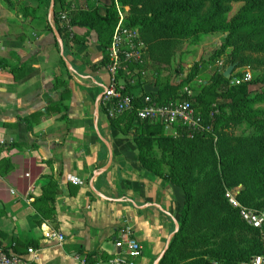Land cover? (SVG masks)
I'll return each instance as SVG.
<instances>
[{"label": "crops", "instance_id": "0c3cea01", "mask_svg": "<svg viewBox=\"0 0 264 264\" xmlns=\"http://www.w3.org/2000/svg\"><path fill=\"white\" fill-rule=\"evenodd\" d=\"M37 7L0 0V61L22 68L19 80L0 69V241L34 248L35 264H82L87 255L108 264L120 253L115 243L128 222L143 249L136 264H158L180 224L184 193L145 172L134 134H122L106 116L101 98L109 75L97 34L73 26L70 40L60 22L61 33L53 25L49 32ZM141 84L144 92L158 91ZM50 177L58 193L54 215L44 218L34 202ZM43 226L63 234L62 246L45 241Z\"/></svg>", "mask_w": 264, "mask_h": 264}, {"label": "trees", "instance_id": "16d2710c", "mask_svg": "<svg viewBox=\"0 0 264 264\" xmlns=\"http://www.w3.org/2000/svg\"><path fill=\"white\" fill-rule=\"evenodd\" d=\"M34 1L38 6L44 3V0ZM104 1L107 2L105 14L94 9L73 16L71 11L70 18L73 26L97 34L106 64L118 16L113 0ZM120 2L123 7L130 8L125 14V25L137 29L147 47L146 63L142 66L148 62L166 66L187 37L221 32L227 37L215 54L217 59L230 51L227 59L230 66L236 65L238 69L255 64L264 68V59L250 56L264 55V0ZM58 3L62 0H56ZM234 4L241 6L232 15ZM54 20L58 25L59 13L54 14ZM58 30L61 33V28ZM0 69H9L15 80L21 79L22 68H12L7 62L0 61ZM201 73L199 65H195L181 84L166 85L156 93L144 92L141 83L133 85L127 80L126 93L137 106L145 97L159 105L188 101L209 124L211 106L224 97L226 103L219 107L220 115L213 120L215 135L208 133L190 138L180 130L179 136L175 137L167 134L161 124L138 120L135 113L110 119L111 125L122 134H134L142 169L184 193L180 229L160 264H240L264 255L259 231L248 227L225 197L226 190L240 188L237 198L242 206L257 211L264 209V119H258L253 101L245 98L251 82L233 86L231 80L224 78V73L202 85L196 95L188 98L183 88ZM256 82L264 86V75ZM243 124H247L252 132L234 135V130ZM16 147L14 144L1 148L10 151ZM3 163L6 170H10L8 163ZM57 193V182L50 177L43 195L34 202L44 218L54 215ZM12 244L4 246L0 241V247L6 249ZM28 248L27 244L17 242L15 252L22 254ZM86 258L92 260L90 255Z\"/></svg>", "mask_w": 264, "mask_h": 264}, {"label": "built area", "instance_id": "2783aa9c", "mask_svg": "<svg viewBox=\"0 0 264 264\" xmlns=\"http://www.w3.org/2000/svg\"><path fill=\"white\" fill-rule=\"evenodd\" d=\"M114 3L118 23L107 51L105 70L109 75V83L101 98V105L106 116L109 119H115L127 113H135L140 121L161 124L167 130L175 131L173 134L175 137L179 136L180 130L185 131V135L190 138L211 133L210 124L188 101L159 105L152 102L151 98L145 97L142 104L137 106L134 99L126 93V86L121 80L120 73L126 70L127 65H144L147 47L141 39L139 31L125 25L124 10L127 11L128 7H123L117 0ZM59 22L69 39L72 40L74 28L70 11L60 13ZM251 80V74L247 73L242 79H231V85L249 83ZM184 93L188 98L193 97V93L187 89ZM69 181L75 185L80 184V181L75 178H70ZM11 194L15 195V192L11 191ZM226 198L232 208L238 210L241 220L248 227L259 231L264 247V209L259 211L248 209L240 204L237 195L230 192L227 193ZM43 237L46 242H56L58 246H62L65 241L63 234L46 226H43ZM115 246L120 250V253L108 264H136L143 253L142 246L133 238L132 227L128 222L124 223ZM15 248L16 244H12V247L7 249L0 247V264H35L38 261V253L34 248L30 247L22 254L15 252ZM82 264H102V262L89 261L85 257L82 259ZM240 264H264V255L255 256L248 262Z\"/></svg>", "mask_w": 264, "mask_h": 264}, {"label": "rangeland", "instance_id": "374dc122", "mask_svg": "<svg viewBox=\"0 0 264 264\" xmlns=\"http://www.w3.org/2000/svg\"><path fill=\"white\" fill-rule=\"evenodd\" d=\"M3 2H20V0H1ZM25 2H34V0H23ZM115 0H113L114 2ZM55 5L52 11L53 16L52 20H49V16L51 14V5L52 0H44V3L40 6L37 4V8H41L43 20L45 22V27L47 31L52 32V25L56 28H59L58 25L53 23V17L56 12L59 11H70L73 10V16L81 12H89L90 10H96L101 14H105L106 7L103 5L101 0H62V3L56 4V0H54ZM120 3V0H117ZM115 6V3H114ZM241 6V4L233 5L232 15L237 11V9ZM115 9V8H114ZM130 8L126 11L124 10V15L129 13ZM126 20V18H125ZM76 28V26H74ZM77 36V34H76ZM227 35L221 32L216 33H199L195 36L187 37L184 40L182 46L178 49L175 55L172 57L170 64L164 66H157L148 62L145 66H136V65H127L126 70L122 71L121 78L125 81L138 78L139 83H144L145 85L149 84L153 88L160 90L164 88L166 85H177L181 84L182 81L188 77L190 70L195 66L199 65L202 73L200 76L194 80L193 82L187 84L183 88V92L187 89L193 95H196L201 89L202 85H206L209 82H212L215 77L224 73L227 68L230 66L227 62L230 51L226 53V55L216 58L215 54L219 51L226 40ZM77 41V39H76ZM57 42V41H56ZM56 47L60 49L59 44ZM253 59H264V55L262 54H251ZM250 73L252 76L251 83L248 85L247 95L245 98L247 100L253 101V108L258 110V119H264V86L256 81L264 75V68L256 66L252 64L250 66L238 68L237 66L232 74V78L242 79L244 75ZM130 74H132L130 77ZM136 81V82H138ZM231 85H229V88ZM229 100V99H228ZM226 103V99L224 97L218 98L215 103L211 106L210 112L208 114L210 126H211V134L215 135L216 131H214V123L213 120L216 116L220 115L219 107ZM165 128V127H164ZM165 132L169 135H173L175 131L165 128ZM252 130L249 128L247 124H243L237 129L234 130V135H247L251 133ZM230 192L234 195H239L240 188L229 189L226 190L227 193ZM227 199V198H226ZM181 219V218H180ZM4 233V232H3ZM6 235L7 241L8 234ZM215 263V262H213ZM218 264V263H217Z\"/></svg>", "mask_w": 264, "mask_h": 264}, {"label": "water", "instance_id": "95a60500", "mask_svg": "<svg viewBox=\"0 0 264 264\" xmlns=\"http://www.w3.org/2000/svg\"><path fill=\"white\" fill-rule=\"evenodd\" d=\"M54 5H55V2H54V0H52L50 17L53 16L52 11H53V9H54ZM54 32H55V34H56V36H57V38H58V42H59L60 49H61V55L64 56V43H63V40H62L61 36L59 35L58 31H57L55 28H54ZM235 68H236V65H231V66H229V67L227 68V70L224 72V78H225L226 80H231V78H232V74H233ZM100 138H101V137H100ZM101 140L106 144L107 148H108L109 151H110V146H109V144H108L104 139H101ZM110 152H111V151H110ZM111 157H112V155H111ZM110 164H111V158H110V162H109V164H108L107 166H105L101 171H102V172H105V171L108 169V167L110 166ZM179 229H180V224L177 225L176 231H175L174 234L172 235V238L176 235V233L179 231ZM167 250H168V248H167ZM167 250H166V251H167ZM165 253H166V252H165ZM164 256H165V254H163V256L161 257V260L158 261V264L161 263V261L163 260Z\"/></svg>", "mask_w": 264, "mask_h": 264}]
</instances>
